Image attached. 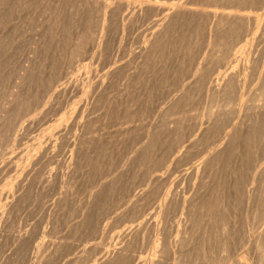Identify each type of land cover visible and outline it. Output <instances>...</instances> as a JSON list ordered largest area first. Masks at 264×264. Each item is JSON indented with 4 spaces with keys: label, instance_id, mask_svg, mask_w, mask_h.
I'll return each mask as SVG.
<instances>
[{
    "label": "rangeland",
    "instance_id": "374dc122",
    "mask_svg": "<svg viewBox=\"0 0 264 264\" xmlns=\"http://www.w3.org/2000/svg\"><path fill=\"white\" fill-rule=\"evenodd\" d=\"M85 1L0 0V264H93L106 248L115 252L132 244L128 253L139 264H148L155 250L160 264H259L256 237H264V126L260 136L254 133L253 142L248 141L254 135L246 127L237 131L230 148L221 141L225 153L213 167L200 162L224 139L225 131L248 124L257 113L251 107L264 105V95L259 99L264 27L258 29L251 21L246 26L250 32L244 31L240 42L233 44L231 60L241 47L249 54H238V62L232 64L242 75L241 89L233 94L238 99H229L232 95L222 99L207 88L216 86V68L231 66L215 64L226 49L216 51L211 35L215 20L223 12L235 11L236 3L191 0L192 12L167 22L162 31L169 23L170 30L160 46L144 55L154 19L168 11L154 16L144 11L148 0H132L121 10L124 13L112 14L111 8L105 11L100 6L101 0ZM155 1L171 12L177 0ZM238 7L248 8L244 13L252 15L262 13L264 4L259 9L249 4ZM203 8L218 18L202 13ZM126 12L135 17H125ZM77 39L84 44L81 52L76 51ZM250 61L258 63L257 69ZM208 68L214 74L204 87L196 78ZM105 69L120 71L107 75ZM220 106L226 110L224 125L232 126L215 134L218 129L211 127ZM207 129L212 132L202 137ZM187 201L193 205L190 209ZM142 218L145 224L137 233L135 226ZM217 224L225 230L216 229ZM127 229L126 237L124 233L116 239L115 234ZM185 230H191L194 239L179 250L176 245ZM163 238L175 252L169 259L161 256Z\"/></svg>",
    "mask_w": 264,
    "mask_h": 264
},
{
    "label": "bare ground",
    "instance_id": "6f19581e",
    "mask_svg": "<svg viewBox=\"0 0 264 264\" xmlns=\"http://www.w3.org/2000/svg\"><path fill=\"white\" fill-rule=\"evenodd\" d=\"M28 1V0H27ZM42 1H44V0H42ZM54 1H61V0H54ZM79 1V0H78ZM84 1V0H83ZM88 1V2H87ZM89 1L90 0H86L85 2L86 3H89ZM110 1V0H109ZM173 1V0H172ZM203 1H207V0H203ZM202 1V2H203ZM225 2H227L228 4L230 3V4H233V3H236V4H234V6L236 5L237 6V8L235 9V11L233 10V9H231L232 8V6L233 5H230L231 6V8H230V6H229V8L231 9V12L229 11H226V12H228V13H225V12H223L222 13V15L218 18V14L216 13V12H212V11H208L206 8H203L201 11H202V13H205L206 15H208L209 17H211V18H218L217 20H215L216 22V25H215V32H214V34L215 35H213V33H212V40H213V38H214V42L213 41H211L212 43H213V45H214V47L216 48H218V49H221V48H225L226 50H224L225 51V53H223L222 55H220V56H218L217 58H216V65L218 66H220V65H222L223 66V64H225V66L227 65V64H229L230 63V68H226L225 70H223L222 71V69L220 70V71H216V69L214 70L215 71V73H217L216 75L217 76H213V72L214 71H212V74H211V69H203L198 75H199V77H197L196 79H198L197 80V82L198 83H201L204 87H206L207 86V84L209 83V81H212V79H211V77L213 76V81L215 82V84H216V86L214 85V86H212V82H210V86H208V90H210V91H212V94L211 95H213L214 97H216V98H218V97H222V99H223V97L225 98H229L231 95V97L229 98V99H231V98H237V97H235L236 95H237V93L236 92H238L237 90L238 89H241V88H239V85H240V82H241V80H240V77L242 76H240V73H237V72H235V67H238V66H235V67H233L232 66V64L234 65L236 62H238V60H239V56H238V54L240 55V54H243V55H246V54H249L248 52H245V47H241V48H239L238 50H237V52H236V54H235V56H236V58L235 59H232L231 60V56H232V58H233V55H234V53H235V51L233 52V55H232V50L233 49H235V48H232V47H236V46H233V44H238L240 41H239V39L241 38H243L242 36H243V32L245 31V33H247V31L248 32H250L249 30H248V28L246 27L247 25L249 26V24L251 23V21H254V24H256V28H258V29H261L262 27H264V7H262L263 6V4H264V0H224ZM77 2V1H76ZM98 2V1H97ZM96 2V3H97ZM158 1H155V0H148V1H146V3H144L145 4V10L144 11H147V12H149V13H153V14H155L154 16H160V15H162L163 13H166V11H168L166 14H164L163 15V17L162 16H160L159 18H157V19H154L155 21H154V24H153V31L149 34V36L145 39V43H144V47H143V54L145 55V54H148V53H150L151 51H152V49H155L156 47H159L160 46V41L162 40L161 38L163 37V35H166L168 32H169V30H170V23L174 20V19H178V17L180 18V16H184V15H186L187 13H191L192 12V10H191V8L189 9V5L191 4V0H177L176 2L174 1V3L173 4H171L172 5V11L171 12H169L170 10L168 9V8H165L164 6H160V5H158V3H157ZM80 3H81V1H80ZM84 3V2H83ZM102 3V4H101ZM101 3H100V6L102 7V8H104V10L105 9H107V8H111V11H110V13H115V12H117V11H119V12H122V13H124V11H121V10H124V8L127 6V5H129L130 6V4H133V1L132 0H130V1H125V0H111V2H108V0H103V2H102V0H101ZM140 3V2H139ZM78 4V3H77ZM143 4V3H142ZM245 4V6H246V4H249V6H257V8L260 6V7H262L261 9H259V12L260 11H263L262 13H255L254 11V14H252L251 15V13H247V12H245L244 13V11H243V9L244 10H248V8L247 9H245V8H243V9H241V8H239L238 6H243ZM3 5V4H2ZM163 5V4H162ZM170 6V5H169ZM247 7H248V5H247ZM101 9V8H100ZM129 9V8H128ZM127 9V10H128ZM130 9H132V8H130ZM141 10H142V8H141ZM233 10V11H232ZM254 10V9H253ZM103 11V10H102ZM101 11V12H102ZM106 11V10H105ZM249 11V10H248ZM130 12L131 13H133L131 10H130ZM106 13V12H105ZM109 13V14H110ZM127 13V12H126ZM130 13V14H131ZM102 14H104V12L102 13ZM129 13H127V14H123L125 17H128L129 15H130ZM138 14V13H137ZM136 14V15H137ZM106 15V14H105ZM118 15V14H117ZM116 16V15H115ZM134 16V15H133ZM133 16H129V18H132ZM112 17V16H111ZM124 17V18H125ZM135 17V16H134ZM122 18V17H121ZM105 19V18H104ZM127 19V18H126ZM124 20V19H123ZM132 20V19H131ZM126 21V20H125ZM170 21V23H169V25L167 26V28L164 30V31H162V28L167 24V22H169ZM128 22H130V21H128ZM132 22V21H131ZM253 24V23H252ZM253 24V25H254ZM251 27V26H250ZM214 28V27H213ZM212 28V29H213ZM252 28V27H251ZM253 29H254V26H253ZM80 33V32H79ZM244 33V35H246ZM242 34V35H241ZM80 35V38L82 37L81 36V34H79ZM241 35V36H240ZM78 37V36H77ZM240 37V38H239ZM79 38V39H80ZM93 38V37H92ZM91 38V39H92ZM209 38H210V36H209ZM82 39V38H81ZM80 39V40H81ZM240 39V40H241ZM76 40V39H75ZM80 40L78 41V39H77V42H76V51H79V52H81L84 48V44H83V42H80ZM82 40H84V39H82ZM238 41V42H237ZM233 42H236V43H233ZM91 43H93V40L91 41ZM212 43H211V45H212ZM94 44V43H93ZM73 45V46H74ZM215 49L216 51H218V49ZM86 49V48H85ZM220 51V50H219ZM218 51V52H219ZM84 52H86V54H87V50L86 51H84ZM78 53V52H77ZM89 53V52H88ZM85 54V55H86ZM82 55V54H81ZM84 55V56H85ZM79 56V55H78ZM247 56V55H246ZM74 57V56H73ZM212 57H214V55L212 56ZM246 58H248V59H250L249 57H246ZM212 60H213V58H212ZM247 62H249V61H247ZM250 63H253V65H254V67H253V65H252V67H253V70H255V69H257L256 67H257V65H258V63L257 62H255V63H257V65H256V67H255V63L254 62H251L250 61ZM249 63V64H250ZM25 64V63H24ZM26 64H30V63H26ZM116 64V63H115ZM214 64V65H215ZM240 64V63H239ZM88 65V64H87ZM87 65L85 66V68H87ZM236 65V64H235ZM247 66H248V64H246ZM119 66V65H118ZM218 66V68H221V67H219ZM224 66V67H225ZM120 67V66H119ZM216 66H214V68H215ZM224 67H223V69H224ZM249 67V66H248ZM247 67V68H248ZM82 68H84V66L82 67ZM112 68H114V67H112ZM116 68V67H115ZM122 68V70H123V68L124 67H121ZM24 69V68H23ZM107 69V68H106ZM105 69V70H106ZM119 69V68H118ZM118 69H116L117 71H120V70H118ZM249 69V68H248ZM115 69L114 70H112L111 71V69L110 70H106L105 72H106V74L107 75H110V74H112V73H115L114 71H116ZM121 70V71H122ZM198 70H200V68L198 69ZM213 70V69H212ZM23 71V70H22ZM25 71V70H24ZM103 74H105V73H103ZM244 76H246L247 75V69L244 67V73H242ZM22 75V74H21ZM264 75V74H263ZM60 76V75H59ZM59 76L57 77V78H59ZM106 76V75H105ZM22 77V76H21ZM61 78V77H60ZM110 78H112V77H110ZM194 79V78H193ZM261 79V82H262V86H260V87H262L261 88V90H262V93H261V95H260V97H259V99L261 98V96H263L264 95V76L262 77V78H260ZM55 80V79H54ZM52 81L53 82V84L55 85V81ZM55 82V83H54ZM195 84V83H194ZM188 85V84H187ZM61 87H62V85H60ZM185 87V86H184ZM241 87V86H240ZM259 87V88H260ZM50 88V87H49ZM189 88V87H188ZM60 89V88H59ZM65 89V88H64ZM189 89H191V88H189ZM56 91V90H55ZM258 92H260V91H258ZM13 93V92H12ZM58 93H59V90H58ZM235 93H236V95H235ZM210 94V93H209ZM233 94L235 95L234 97H233ZM184 95H186V94H184ZM13 96V95H12ZM11 96V97H12ZM179 96V95H178ZM239 96V95H238ZM13 98V97H12ZM11 98V99H12ZM213 98V97H212ZM214 99V98H213ZM238 99V98H237ZM236 99V100H237ZM225 100H227V99H225ZM224 100V101H225ZM235 100V101H236ZM261 100H264V99H261ZM216 101V100H215ZM255 101V100H254ZM233 102H234V100H233ZM258 102V101H257ZM261 102V101H260ZM263 102V101H262ZM28 103V102H27ZM227 103V102H226ZM254 103V102H253ZM255 103H256V101H255ZM264 103V102H263ZM262 103V104H263ZM26 104V103H25ZM225 104V103H224ZM228 104V103H227ZM258 104H260V103H257V105H254L253 107H251V112L252 111H254V109L256 110V114L255 115H253L254 117H252L250 120H249V122H248V124H242L241 125V123H240V125L241 126H234V128L231 130V131H228V132H224L225 134V136H224V139H221V140H218V142L217 143H219V144H217V145H215V147L212 149V153L210 154V155H208L209 157L207 158H205V159H201V161L202 162H200L202 165H205V167H208V166H214V164L215 163H217L218 161L220 162V158H222V157H220L221 155H222V153H225V152H223V150H224V148L225 147H223V146H225V144H223V143H220L221 141H225V143L227 142V144H226V146H227V148H230V146L232 145V140L233 139H235L236 138V135H237V131L239 130V129H241V128H244V127H246V128H248V130L250 129L251 131H252V133H249V134H253L254 136H250V137H248V141H249V139L252 141V137H255V134L254 133H256V136H258L259 135V130H260V128H262V126H264V124H263V120H262V118L264 117V113H261V114H259L258 113V111H260V109H264V105L263 106H259ZM26 105H28V104H26ZM29 106V105H28ZM27 106V107H28ZM223 106V105H222ZM250 106H252V105H249L248 106V109L250 108ZM221 107V106H220ZM232 107V106H231ZM230 107V108H231ZM227 108V107H226ZM229 108V109H230ZM233 108V107H232ZM8 109V108H7ZM176 109V108H175ZM220 109H222V107L220 108ZM262 109V110H263ZM10 110V109H9ZM224 110H225V108H224ZM247 110V109H246ZM261 110V111H262ZM10 111H12V110H10ZM221 111V110H220ZM219 111V114H218V116L216 117V119L213 121V123H212V127L211 128H213V127H215L216 129H214V130H216L217 131V129H218V132H216L215 134H219V132L221 131V129H222V127L224 126L225 127V125H227L228 126V128H229V125L230 124H232V123H230L229 121L230 120H225V122L227 121V122H229L230 124L228 125L227 123L224 125V119L226 118V117H224L225 115H226V113H225V111H223V109H222V111L220 112ZM229 112H230V110H228ZM5 112V111H4ZM3 112V113H4ZM223 112V113H222ZM229 112H227V115L229 114ZM224 113H225V115H224ZM250 113V112H249ZM8 114H10V113H8ZM7 114V115H8ZM11 114H13V112H11ZM164 114V113H163ZM173 114V113H172ZM4 115H6V113H4ZM18 115H20V113L18 114ZM18 115L16 116V117H18ZM165 115V114H164ZM214 115V114H213ZM212 115V116H213ZM246 115V114H245ZM247 115H250V114H247ZM8 116H10V115H8ZM12 116V117H11ZM9 118L11 119V118H13V115H11ZM169 116H171V115H169ZM168 116V117H169ZM251 116V115H250ZM250 116H249V118H250ZM16 117H14V118H16ZM210 117H211V115H210ZM214 117V116H213ZM222 117H224V119L222 118ZM246 117V116H245ZM5 118V117H4ZM168 119V118H167ZM228 119H230V117L228 118ZM5 120V119H4ZM15 120V119H14ZM6 121V120H5ZM8 121V120H7ZM10 122H11V120H9ZM8 121V122H9ZM16 121H17V119H16ZM16 121H14V122H16ZM13 122V123H14ZM242 122V121H241ZM244 122V121H243ZM163 123V122H162ZM179 123V122H178ZM244 123H246V122H244ZM177 124V123H176ZM211 125V124H210ZM209 125V126H210ZM214 125V126H213ZM234 125V124H233ZM164 126H165V124H164ZM227 126L225 127V128H227ZM232 125H230V127H231ZM12 128V127H11ZM11 128L9 129V130H11ZM200 128V127H199ZM203 128V127H202ZM208 128V127H207ZM210 128V129H211ZM227 128V129H228ZM246 128H244V129H246ZM210 129H207L206 130V132H204L205 133V135L203 134V136H202V134L200 133V136H202V137H205L206 138V134H207V132H208V130H210ZM12 130H14V128H12ZM200 130V129H199ZM224 130H226V129H224ZM242 130V129H241ZM158 131H159V129H158ZM201 131V130H200ZM210 132H212L211 130H210ZM203 133V132H202ZM246 133H247V131H246ZM258 133V134H257ZM180 134V133H179ZM183 134V133H182ZM189 134V133H188ZM195 134V133H194ZM209 134H212V133H209ZM239 134H241V133H239ZM238 134V136H240ZM133 135V134H132ZM131 135V136H132ZM181 135V134H180ZM197 135V134H196ZM198 135H199V132H198ZM222 135V134H221ZM220 135V136H221ZM243 135V134H242ZM244 135H245V137L247 138V136H249V135H246L245 133H244ZM190 136V135H189ZM200 136H198V138L200 137ZM214 136V135H213ZM260 136V135H259ZM195 137H197V136H195ZM195 137H193V139L195 138ZM235 137V138H234ZM241 137V136H240ZM243 137L244 136H242V139H243ZM264 137V136H263ZM190 139H191V137H189ZM201 138V137H200ZM200 138L199 139H197L196 140V142H200ZM204 138V139H205ZM215 138V137H214ZM216 138H218V135H217V137ZM196 139V138H195ZM204 139H201V140H204ZM219 139V138H218ZM263 139V138H262ZM65 140H67L68 141V139L66 138ZM64 140V141H65ZM150 140V139H149ZM213 140V139H212ZM217 140V139H216ZM239 140V139H238ZM257 140H259L258 138H257ZM260 140H261V138H260ZM67 141H65V142H63V143H65V145H67ZM76 141V140H75ZM189 141V140H188ZM194 141V140H193ZM240 141H241V139H240ZM246 141V140H245ZM254 141V140H253ZM252 141V142H253ZM74 142V141H73ZM196 142H193V143H196ZM203 142V141H202ZM243 141H241V143H242ZM259 142V141H258ZM257 142V143H258ZM263 142V141H262ZM214 143V142H213ZM237 143V142H236ZM244 143H246V142H244ZM244 143L242 144V145H240L241 147L244 145ZM248 143V142H247ZM251 143V142H250ZM256 143V144H257ZM260 143V142H259ZM74 144V143H73ZM75 144H76V142H75ZM148 144V143H147ZM178 144V143H177ZM182 144H184V142L182 143ZM182 144H180V145H182ZM197 144V143H196ZM203 144V143H202ZM64 145V144H63ZM64 145V146H65ZM192 145V144H191ZM246 145V144H245ZM250 145V144H249ZM251 145H253V144H251ZM250 145V146H251ZM254 145H255V143H254ZM259 145V144H258ZM59 146V145H58ZM67 146H70V145H67ZM66 146V148H68ZM202 146V145H201ZM247 146V145H246ZM245 146V147H246ZM71 147V146H70ZM69 147V148H70ZM73 147V146H72ZM158 147V146H157ZM194 147V146H193ZM239 147V146H238ZM240 147V148H241ZM245 147H244V150H245ZM262 147V146H261ZM260 147V148H261ZM59 148H61V147H59ZM77 148V147H76ZM258 148V147H257ZM232 149V148H231ZM236 149V148H235ZM239 148H237V150H238ZM241 149H243V147L241 148ZM247 149H249V146H247V148H246V150ZM60 150V149H59ZM68 150V149H67ZM72 151H73V149H71ZM103 150V149H102ZM211 150V149H210ZM251 150H252V148H251ZM255 150V149H254ZM253 150V151H254ZM61 152H62V150H60ZM59 151V152H60ZM238 151H240V150H238ZM250 151V150H249ZM263 151V150H262ZM68 152V151H67ZM70 152V151H69ZM181 152V151H180ZM234 153V152H233ZM248 153H250V152H248ZM65 154H67V153H65ZM71 153H69V156H71L70 155ZM73 154V153H72ZM209 154V153H208ZM60 155V154H59ZM241 157H243L244 155L241 153ZM72 156H74V155H72ZM249 156V155H248ZM220 157V158H219ZM26 159H30L29 157H25ZM70 158V157H69ZM73 158V157H72ZM71 158V159H72ZM166 158V157H165ZM248 158V157H247ZM185 159V158H184ZM223 159V158H222ZM244 159V158H243ZM246 159H244V161H245ZM149 161V160H148ZM251 161V160H250ZM134 162V161H133ZM218 162V163H219ZM146 163H147V161H146ZM221 163H222V161H221ZM254 163V162H253ZM155 164V163H154ZM226 164V163H225ZM255 164V163H254ZM152 165V164H151ZM200 165V164H199ZM224 165V164H223ZM234 166V165H233ZM249 166V165H248ZM150 167V166H149ZM202 167V166H201ZM257 167V166H256ZM196 168V167H195ZM218 168H219V166H218ZM229 168V167H228ZM242 168V167H241ZM253 168V167H252ZM197 170H200V168L198 167V168H196ZM210 169V168H209ZM213 169V168H212ZM222 169V168H221ZM247 169V168H246ZM261 169V168H260ZM192 171H194L193 169H191ZM196 170V171H197ZM206 170V169H205ZM239 170V169H238ZM191 171V172H192ZM207 171V170H206ZM205 172V171H204ZM215 172V171H214ZM213 172V173H214ZM220 172V171H219ZM189 174V173H188ZM203 174H205V173H203ZM203 174H202V176H203ZM248 174V173H247ZM192 175V174H191ZM232 175V174H231ZM213 176V175H212ZM236 176V175H235ZM238 177H239V175H238ZM206 178V177H205ZM244 178V177H243ZM204 179V178H203ZM212 179H213V177H212ZM252 180V179H251ZM263 181V180H262ZM204 182V181H203ZM213 182V181H212ZM224 182V181H223ZM220 183V182H219ZM238 183V182H237ZM241 183V182H240ZM233 184V183H232ZM242 184V183H241ZM240 184V185H241ZM123 185V184H122ZM206 185H207V183H206ZM209 185V184H208ZM218 185V184H217ZM238 185V184H237ZM237 185H235V186H237ZM210 188V187H209ZM202 189H203V186H202ZM205 189V188H204ZM239 189V188H238ZM241 189H243V188H241ZM207 190V189H206ZM236 190H237V188H236ZM203 191V190H202ZM211 190H209V192H210ZM218 191V190H217ZM251 191V190H250ZM258 191V190H257ZM99 192V191H98ZM198 192H199V190H198ZM212 192V191H211ZM241 191L239 190V193H240ZM261 192V191H260ZM212 194V193H211ZM145 195V194H144ZM171 195V194H170ZM173 195V194H172ZM251 195V194H250ZM259 195H260V193H259ZM200 196V195H199ZM14 197V196H13ZM150 197V196H149ZM165 197V196H164ZM169 197V196H168ZM197 197V196H196ZM250 197V196H249ZM260 197V196H259ZM151 198V197H150ZM198 198V197H197ZM18 199V198H17ZM20 199V198H19ZM96 199V198H95ZM168 199V198H167ZM192 199V198H191ZM201 199V198H200ZM205 199V198H204ZM254 199V198H253ZM21 200V199H20ZM20 200H18V204H19V201ZM143 200H144V198H143ZM176 200V199H175ZM174 200V198H173V201H175ZM195 199H192V200H190V201H194ZM222 200V199H221ZM250 200V199H249ZM248 200V201H249ZM165 202H166V199L164 200ZM189 201V202H190ZM196 201V200H195ZM194 201V202H195ZM206 201V204L204 205V206H207V200H205ZM216 201V200H215ZM220 201V200H219ZM252 201V200H251ZM15 202V201H14ZM21 202V201H20ZM164 202V203H165ZM183 202H186V201H183ZM12 203H13V201H12ZM11 203V204H12ZM15 203H17V202H15ZM168 203V202H167ZM177 203V202H176ZM187 203H188V201H187ZM219 203V202H218ZM217 203V204H218ZM222 203V202H221ZM256 203V202H255ZM17 204V205H18ZM159 204H161V202L159 203ZM170 203H168L167 204V206L169 205ZM185 204V203H184ZM189 205L191 204V203H188ZM195 204V203H194ZM201 204V203H200ZM204 204V203H203ZM202 204V205H203ZM225 204V203H224ZM250 204V203H249ZM13 205V206H12ZM11 205V207H13L12 209H14V204H12ZM165 205V204H164ZM171 205H172V203H171ZM170 205V206H171ZM178 205V204H177ZM192 205V204H191ZM191 205L190 206H188V208L189 207H191ZM198 205V204H197ZM209 205V204H208ZM221 205V204H220ZM195 206V205H194ZM212 206V205H211ZM216 206V205H215ZM263 206V205H262ZM159 207V206H158ZM180 207H181V205H180ZM192 207H193V205H192ZM216 207H219V206H216ZM220 207H222V206H220ZM256 207V206H255ZM15 208H17V207H15ZM140 208V207H139ZM160 208V207H159ZM164 208H165V206H164ZM182 208V207H181ZM186 208V207H185ZM202 208V207H201ZM207 208V207H206ZM209 208V207H208ZM137 209V208H136ZM173 209V208H172ZM190 209V208H189ZM203 209V208H202ZM261 209V208H260ZM161 210V209H160ZM182 210V209H181ZM164 212L163 213H165L166 215H168L169 216V213L167 214V212L165 211V209L163 210ZM183 211V210H182ZM263 211V210H262ZM158 212H159V210H158ZM261 212V211H260ZM260 212H258L259 213V215H260ZM171 213V212H170ZM257 213V214H258ZM162 214V213H161ZM182 214H184L183 212H182ZM209 214V213H208ZM193 215V214H192ZM145 215H143V217H144ZM210 216V215H209ZM257 216V215H256ZM255 216V217H256ZM174 217V216H173ZM193 217V216H192ZM211 217V216H210ZM209 217V218H210ZM213 217V216H212ZM211 217V218H212ZM141 218V217H140ZM169 218V217H168ZM187 218V217H186ZM223 218V217H222ZM221 218V219H222ZM140 219H138V221H139ZM144 220H145V217H144ZM189 220H190V218H189ZM224 220V219H223ZM141 221V220H140ZM167 221V220H166ZM191 222H192V220H190ZM200 221V220H199ZM224 221H226V220H224ZM188 222V221H187ZM198 222V221H197ZM201 222V221H200ZM220 222V221H219ZM218 222V223H219ZM189 223V222H188ZM188 223H186L187 225H188ZM196 222H194L193 223V227H194V224H195ZM221 223H223V221L221 222ZM143 224H145V222L143 221V218H142V221L141 222H138V225H134L135 226V229H137V233H141L140 231H141V228L143 229ZM185 224V225H186ZM224 224V223H223ZM219 225V226H224V225ZM180 225V224H179ZM228 225V224H227ZM178 226V225H177ZM195 226H196V224H195ZM200 226V225H199ZM215 226V225H214ZM217 226H218V224H217ZM217 227L216 229H218V228H220V227ZM178 227H180V229L183 227H181V225L180 226H178ZM186 227L187 226H184V228L186 229ZM189 227V226H188ZM191 227V226H190ZM193 227H192V231H195V230H193ZM225 227H227L226 226V222H225ZM129 228V227H128ZM131 229H134L133 227H130ZM195 228V227H194ZM202 228V227H201ZM211 228V227H210ZM221 228H223V227H221ZM221 228H220V230H221ZM131 229H129V230H131ZM188 229V228H187ZM189 229H191V228H189ZM196 229H198V228H196ZM224 229V228H223ZM155 230V229H154ZM178 230V229H177ZM210 230V229H209ZM212 230V229H211ZM225 230V229H224ZM223 230V231H224ZM127 231H128V229L127 230H122L121 232H120V234L119 233H117V235L115 234L114 236H117V238L116 239H118V238H120L124 233H125V236H123V237H126V235H127ZM158 231V230H157ZM156 231V232H157ZM160 231V230H159ZM183 231H184V229H183ZM186 231V230H185ZM191 231V230H190ZM190 231H186L185 232V235L183 236V237H181V240L179 239V244H177L176 246L179 248V250L181 249H183L184 247H186V244L188 243V242H190V239H194V238H191L190 236H192L193 237V233L192 232H190ZM129 232V231H128ZM135 232V233H136ZM178 232V231H177ZM181 232V231H180ZM180 232H178V234H180ZM189 234H188V233ZM245 233H246V231H244ZM75 233V232H74ZM135 233L133 234V235H135ZM232 233V232H231ZM237 233V232H236ZM177 234V235H178ZM187 234H188V236H187ZM224 234V233H223ZM226 234H228V231H227V233ZM230 234V233H229ZM228 234V235H229ZM242 234V233H241ZM244 234V233H243ZM138 236H139V234H137ZM231 235V234H230ZM245 235V234H244ZM231 236H233V235H231ZM234 236H237V235H234ZM260 236V235H259ZM261 236H262V234H261ZM134 237H136V236H134ZM166 237V236H165ZM205 237V236H204ZM228 237H230V236H228ZM227 237V238H228ZM114 238V237H113ZM180 238V237H179ZM224 238H225V235H224ZM234 238V237H233ZM251 238V237H250ZM121 239V238H120ZM167 239V238H166ZM211 239V238H210ZM229 239H232L231 237L229 238ZM246 239H247V237H246ZM256 239H257V248H258V250H259V256H257V259H259V264H264V253L262 252L263 250H264V245H263V242H264V237H256ZM23 240H24V238H23ZM115 240V239H114ZM176 240V239H175ZM174 240V241H175ZM206 240V239H205ZM208 240H209V238H208ZM225 240H227V239H225ZM118 241V240H117ZM132 241V240H131ZM163 241H165L164 240V238H163ZM207 241V240H206ZM205 241V242H206ZM223 241V240H222ZM243 241V240H242ZM263 241V242H262ZM119 242V241H118ZM224 242V241H223ZM226 242V241H225ZM225 242H224V244H225ZM230 242V241H229ZM228 242V243H229ZM164 243V245H163V248H162V250L160 251L161 252V256L163 257V258H167V259H169V257L171 256V255H173V253H175L174 251H173V247H172V243H170V242H168V240H166L165 242H163ZM204 243V242H203ZM243 243V242H242ZM121 244V243H120ZM132 244V243H131ZM190 244V243H189ZM201 244V243H200ZM221 244H222V242H221ZM137 245V244H136ZM228 245V244H227ZM131 246H133V244L131 245ZM131 246L129 245V247H127V246H124V247H126V249L125 248H118L117 249V251H115V252H111L112 250H109V249H105V251L103 252H99V254H100V256L99 257H97L96 259H94V261H93V264H139V262H137V258L136 257H134V256H132V254H131V252H130V254L128 253V251H130V249H127V248H131ZM241 246V245H240ZM243 246V245H242ZM255 246V245H254ZM120 247V246H119ZM158 247H159V240H158V243H156V248L158 249ZM222 247H224V246H222ZM256 247V246H255ZM224 248H226V247H224ZM94 249H96L97 250V247H95ZM255 249V248H254ZM27 250V249H26ZM178 250V249H177ZM222 252H224L223 250H221ZM227 251V250H226ZM56 252V251H55ZM97 252V251H96ZM181 252V251H180ZM154 253H156V254H154V256L152 255V259H150L149 260V262H148V264H155L156 263V260L157 259H155L157 256V253H158V250L156 251L155 250V252ZM182 254V253H181ZM95 255V254H94ZM97 255V254H96ZM98 256V255H97ZM160 256V257H161ZM202 256V255H201ZM96 257V256H95ZM94 257V258H95ZM20 258V257H19ZM181 258H183V256L181 257ZM14 260V259H13ZM174 260V259H173ZM175 262L177 261V260H174ZM258 261V260H257ZM174 262V263H175ZM221 263H223V262H221ZM220 263V264H221ZM156 264H160V262H158V263H156ZM163 264V263H162ZM166 264V263H165Z\"/></svg>",
    "mask_w": 264,
    "mask_h": 264
}]
</instances>
